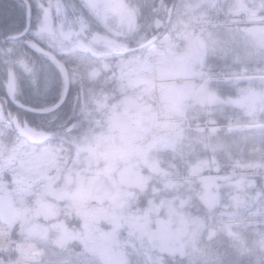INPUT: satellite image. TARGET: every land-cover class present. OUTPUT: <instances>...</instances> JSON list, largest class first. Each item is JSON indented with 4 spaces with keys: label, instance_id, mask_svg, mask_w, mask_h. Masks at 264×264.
I'll return each mask as SVG.
<instances>
[{
    "label": "snow or ice",
    "instance_id": "1",
    "mask_svg": "<svg viewBox=\"0 0 264 264\" xmlns=\"http://www.w3.org/2000/svg\"><path fill=\"white\" fill-rule=\"evenodd\" d=\"M0 264H264V0H0Z\"/></svg>",
    "mask_w": 264,
    "mask_h": 264
}]
</instances>
